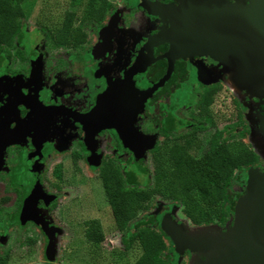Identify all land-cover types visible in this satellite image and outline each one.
I'll use <instances>...</instances> for the list:
<instances>
[{
    "label": "flooded vegetation",
    "instance_id": "af4514ba",
    "mask_svg": "<svg viewBox=\"0 0 264 264\" xmlns=\"http://www.w3.org/2000/svg\"><path fill=\"white\" fill-rule=\"evenodd\" d=\"M26 2L0 0V240L11 232L18 246L30 248L36 245L30 232L47 231L38 264H59L53 238L75 229L80 198L70 188L79 190L82 169H95L103 189L104 168L125 167V175L134 168L143 176L134 158L145 150L160 160L172 148L196 156L224 144L231 152L227 140L241 127L238 118L219 125L210 110L223 89V64L205 50L169 52L175 19L195 0H68L64 8L58 0H40L32 17ZM68 15L71 31L62 42ZM168 69L162 84L145 94ZM98 99H104L98 113L104 120L80 122ZM257 107L264 131V105ZM256 162L234 171L231 183L242 188L228 189L236 194L230 210L245 192L248 170L264 174ZM157 211L169 213L165 206ZM95 223L101 230L97 218L83 221L84 237L99 255H75L68 247L75 256L69 264L117 260L111 241L86 238ZM120 242L118 252L129 254L134 243L124 250L122 236ZM25 253L14 263L29 264L33 257ZM2 254L0 264L6 263Z\"/></svg>",
    "mask_w": 264,
    "mask_h": 264
},
{
    "label": "water",
    "instance_id": "95a60500",
    "mask_svg": "<svg viewBox=\"0 0 264 264\" xmlns=\"http://www.w3.org/2000/svg\"><path fill=\"white\" fill-rule=\"evenodd\" d=\"M173 30L171 56L192 48L205 50L264 105V0L232 4L195 0L179 12ZM168 73L169 69L145 94L161 85ZM102 102L98 99L78 120H104L98 114ZM160 227L177 253L188 250L198 255L196 264H264V174L248 170L245 192L237 199L232 224L225 232L187 230L169 213L162 216Z\"/></svg>",
    "mask_w": 264,
    "mask_h": 264
},
{
    "label": "rangeland",
    "instance_id": "374dc122",
    "mask_svg": "<svg viewBox=\"0 0 264 264\" xmlns=\"http://www.w3.org/2000/svg\"><path fill=\"white\" fill-rule=\"evenodd\" d=\"M68 0H58V5L60 7H65ZM27 5L31 6L32 10L29 16H33L35 9L39 8L41 5L40 0H27ZM223 89L218 95V99H213L211 105V112L217 119L218 124H227L231 121H236L238 118L241 127V133L235 134L232 138L227 140L228 147L231 152L235 153L238 150L244 148H251L259 157L255 166L262 169L264 173V134L260 119L257 117L258 110L257 106L260 104V100L253 96L252 92L249 91L245 84L236 78L227 68L223 67ZM177 95H182V93H177ZM256 100H251L254 98ZM180 102H185V99H178ZM183 110V109H182ZM189 109H186L188 111ZM254 118V119H253ZM253 120V121H252ZM199 135L195 137L194 140H199ZM196 141L193 142L190 150L193 151L196 147ZM151 152L144 151V154L140 157L134 158L136 162V167L139 169L143 176H138L134 183H129L126 180V175L124 174V168H118L120 176L129 185L142 188L149 186L152 183V159ZM109 155V154H108ZM112 155V154H111ZM79 190L77 187H71L70 192L79 193L80 203L75 205V214L73 219L75 221L74 231H59L56 232L54 241L55 246V256L59 258V264H69L74 260V254L80 256L90 255L92 258L99 255L98 246H93L92 244L86 242L84 237L83 221L85 219H90L95 217L100 222V227L103 232L104 243H110L112 245L111 257H116L117 260L114 264H131L136 257L141 253V249L137 243L133 244L132 251L129 254L118 252L121 249V236L126 232L117 231L109 205L105 199V194L100 186V181L96 176V170L89 167L82 169L80 173ZM242 188L235 181L231 183L228 187L229 190L237 191ZM77 198V197H76ZM158 206L168 207L171 218L176 222L183 224L187 230L197 231L206 230L211 232V228L214 227L215 233L220 234L225 232L232 224V219L234 211L230 210L229 207L223 203L219 205V209L213 213L211 219L206 223H192L181 211V206L168 199H163L160 196L155 195L147 207L141 208L136 211L133 219L127 224V229H131L134 222L143 219L145 216L154 213ZM39 224V221L36 220ZM264 232V228H263ZM33 235V240L36 241V245L27 248H21L17 245L18 240H13L12 234L9 233L5 239L0 240V254L6 252V263L1 264H17L24 261L22 258L24 252L28 253V256H32L33 260L29 264H38V258L44 255L43 244L46 243V237L48 235L47 231L30 232ZM25 233L22 234V239ZM49 239V238H48ZM68 240L72 242L73 246L66 245L64 242L59 244L61 240ZM165 252H170L172 248L171 240L167 237H163ZM41 243V244H40ZM39 245L40 249H39ZM59 245V246H58ZM80 246V248H78ZM70 247L75 253H67V248ZM79 253H78V249ZM117 251V252H116ZM25 253V254H26ZM3 255V254H2ZM25 255V256H27ZM108 255V254H107ZM126 255L127 257H124ZM199 260L198 255L190 251H183L179 253L176 263L173 264H196Z\"/></svg>",
    "mask_w": 264,
    "mask_h": 264
},
{
    "label": "trees",
    "instance_id": "16d2710c",
    "mask_svg": "<svg viewBox=\"0 0 264 264\" xmlns=\"http://www.w3.org/2000/svg\"><path fill=\"white\" fill-rule=\"evenodd\" d=\"M66 18L62 42L67 40L71 31L70 16ZM151 158L152 183L149 186L138 188L127 183H134L137 179L138 172L134 168L127 169V182L113 167L108 170L104 168L101 173L104 194L115 228L126 230L122 235L124 250H129L132 243H137L141 249L132 264H173L178 255L173 248L170 252H165L163 237L166 234L160 227V211L137 220L131 229H127V224L134 218L136 211L147 207L157 195L177 202L182 213L192 223H206L213 213L220 210V204L227 203L230 209L233 208L236 194L227 188L233 173L235 170L243 171L245 166L256 162L257 155L247 148L232 154L221 144L196 156L172 148L165 152L163 160L154 154ZM212 230L214 231V227ZM85 236L88 240H99L103 234L95 223L85 231Z\"/></svg>",
    "mask_w": 264,
    "mask_h": 264
}]
</instances>
